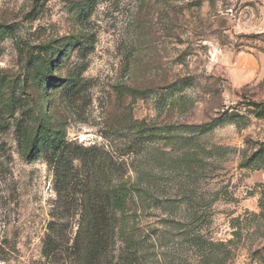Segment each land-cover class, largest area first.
<instances>
[{
	"label": "rangeland",
	"instance_id": "374dc122",
	"mask_svg": "<svg viewBox=\"0 0 264 264\" xmlns=\"http://www.w3.org/2000/svg\"><path fill=\"white\" fill-rule=\"evenodd\" d=\"M241 53L264 61V0H0V264H68L42 253L61 143L90 188L86 150L125 163L143 264H264V63L234 87Z\"/></svg>",
	"mask_w": 264,
	"mask_h": 264
},
{
	"label": "trees",
	"instance_id": "16d2710c",
	"mask_svg": "<svg viewBox=\"0 0 264 264\" xmlns=\"http://www.w3.org/2000/svg\"><path fill=\"white\" fill-rule=\"evenodd\" d=\"M222 119L219 117L196 128L202 132L210 131L221 125ZM71 147L70 144L61 143L52 148L50 155L56 177L61 179L59 197L64 195L67 200L62 206L63 200L60 198L61 203L54 210V220L49 223L43 242V256L54 259L67 255L68 264H143V247L132 234L136 231V219L132 215V224L130 219L127 221L130 206L136 205L138 186L129 181L119 183L115 178L122 177V170L127 172L125 163H120L110 152L97 147L86 150L83 162L89 166L87 177L95 183L90 188V183H80L75 160L70 158ZM104 164L108 170L106 186L101 185L104 181L100 178ZM78 187L83 189L82 193L77 191ZM77 193L81 194V199L76 198ZM77 217L79 221L75 237L65 240L67 225ZM210 247L213 250L217 245L211 244ZM204 248L202 243L200 249L205 251ZM206 251L202 263L210 261L212 257Z\"/></svg>",
	"mask_w": 264,
	"mask_h": 264
},
{
	"label": "crops",
	"instance_id": "0c3cea01",
	"mask_svg": "<svg viewBox=\"0 0 264 264\" xmlns=\"http://www.w3.org/2000/svg\"><path fill=\"white\" fill-rule=\"evenodd\" d=\"M263 59L252 53H241L236 56L231 69V84L243 88L259 80L263 67ZM264 179V175L262 177Z\"/></svg>",
	"mask_w": 264,
	"mask_h": 264
}]
</instances>
